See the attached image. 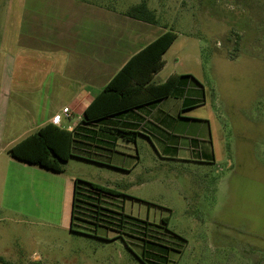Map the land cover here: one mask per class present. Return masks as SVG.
<instances>
[{
  "label": "rangeland",
  "instance_id": "374dc122",
  "mask_svg": "<svg viewBox=\"0 0 264 264\" xmlns=\"http://www.w3.org/2000/svg\"><path fill=\"white\" fill-rule=\"evenodd\" d=\"M104 1L154 10L156 33L176 34L155 83L192 75L204 103L168 129L177 152L139 138L138 157L126 149L113 168L70 159L65 176L128 196L88 193L73 230L68 192L48 180L39 210L30 198L25 214L0 210V256L12 264H264V0ZM19 7L0 0V43L19 27Z\"/></svg>",
  "mask_w": 264,
  "mask_h": 264
},
{
  "label": "crops",
  "instance_id": "0c3cea01",
  "mask_svg": "<svg viewBox=\"0 0 264 264\" xmlns=\"http://www.w3.org/2000/svg\"><path fill=\"white\" fill-rule=\"evenodd\" d=\"M126 11L110 8L103 0H20L19 27L0 43L1 211L25 214L26 206H31L28 198L39 210L43 196H51L43 191L48 180L63 186L65 195L68 192L70 223L73 181L78 178L64 175L70 159L113 168L114 156L125 155L126 149H134L138 157L139 138L152 146L159 139L165 152L167 147L177 152L167 134L176 116L181 118L182 104L159 109L173 97L107 117L99 124L83 123L84 110L94 97L133 56L165 32L157 34L158 23L136 20ZM164 65L153 75L154 84H160L154 78ZM65 108L68 116L63 114ZM56 116L59 125L53 122ZM46 124L75 132L79 154L90 159L69 158L58 173L8 154ZM118 129L138 134L127 142L117 137ZM158 131L166 136L162 138Z\"/></svg>",
  "mask_w": 264,
  "mask_h": 264
},
{
  "label": "trees",
  "instance_id": "16d2710c",
  "mask_svg": "<svg viewBox=\"0 0 264 264\" xmlns=\"http://www.w3.org/2000/svg\"><path fill=\"white\" fill-rule=\"evenodd\" d=\"M126 14L131 18L150 24L158 23L155 12L149 9L144 1L129 7ZM175 39L176 34L172 30H166L133 56L84 110L83 123L99 124L107 117L131 112L168 97L181 100V111L204 103V88L192 75H171L163 83L154 84L152 82L153 75L164 65L162 55ZM116 132L117 137L127 142H133L138 134L130 129H118ZM77 143L79 140L75 132L61 129L54 124H46L12 147L8 154L25 163L62 173L64 164L69 158L90 159L89 156L79 154ZM190 144L196 148L199 143L197 139H191ZM166 151L170 152L168 147ZM90 192L96 194L97 198L102 196L128 197L117 190L75 178L70 230H73L74 220L80 219V217L78 218V203L88 204L85 198ZM83 214H86L85 211ZM165 228L167 229L166 223ZM0 263L12 264L1 256Z\"/></svg>",
  "mask_w": 264,
  "mask_h": 264
},
{
  "label": "built area",
  "instance_id": "2783aa9c",
  "mask_svg": "<svg viewBox=\"0 0 264 264\" xmlns=\"http://www.w3.org/2000/svg\"><path fill=\"white\" fill-rule=\"evenodd\" d=\"M63 114H64L65 116H68V109H67V108H65V109L63 110ZM59 121H60V117H59V116H56V117L54 118V120H53V122H54L56 125H59Z\"/></svg>",
  "mask_w": 264,
  "mask_h": 264
}]
</instances>
